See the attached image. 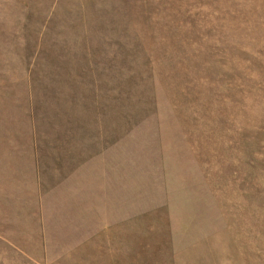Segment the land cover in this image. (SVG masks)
Returning a JSON list of instances; mask_svg holds the SVG:
<instances>
[{
	"label": "rangeland",
	"instance_id": "374dc122",
	"mask_svg": "<svg viewBox=\"0 0 264 264\" xmlns=\"http://www.w3.org/2000/svg\"><path fill=\"white\" fill-rule=\"evenodd\" d=\"M0 264H264V0H0Z\"/></svg>",
	"mask_w": 264,
	"mask_h": 264
}]
</instances>
